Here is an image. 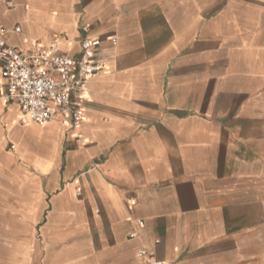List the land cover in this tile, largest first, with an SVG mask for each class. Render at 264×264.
I'll list each match as a JSON object with an SVG mask.
<instances>
[{"label":"crops","instance_id":"0c3cea01","mask_svg":"<svg viewBox=\"0 0 264 264\" xmlns=\"http://www.w3.org/2000/svg\"><path fill=\"white\" fill-rule=\"evenodd\" d=\"M7 1L8 44L107 69L78 129L0 99V264H264V0Z\"/></svg>","mask_w":264,"mask_h":264},{"label":"built area","instance_id":"2783aa9c","mask_svg":"<svg viewBox=\"0 0 264 264\" xmlns=\"http://www.w3.org/2000/svg\"><path fill=\"white\" fill-rule=\"evenodd\" d=\"M83 30L89 33L92 24L83 26ZM6 32L0 22V60L3 63L0 99L17 102L22 107L21 121L24 124L60 121L73 129L80 128L86 120L89 81L107 69L106 64L97 58L102 40L85 37L81 41L80 53L74 56L61 50L58 37L47 45L33 42L25 50L8 44L3 38ZM112 42L116 40L112 39ZM136 223L143 225V221ZM138 253L140 256L147 254L148 264H171L146 250Z\"/></svg>","mask_w":264,"mask_h":264}]
</instances>
